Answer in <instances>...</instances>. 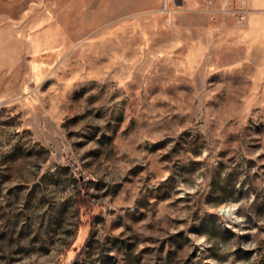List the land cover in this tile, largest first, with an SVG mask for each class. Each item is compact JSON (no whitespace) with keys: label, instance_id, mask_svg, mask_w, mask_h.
<instances>
[{"label":"rangeland","instance_id":"374dc122","mask_svg":"<svg viewBox=\"0 0 264 264\" xmlns=\"http://www.w3.org/2000/svg\"><path fill=\"white\" fill-rule=\"evenodd\" d=\"M166 3L0 0V264H264V9Z\"/></svg>","mask_w":264,"mask_h":264},{"label":"crops","instance_id":"0c3cea01","mask_svg":"<svg viewBox=\"0 0 264 264\" xmlns=\"http://www.w3.org/2000/svg\"><path fill=\"white\" fill-rule=\"evenodd\" d=\"M159 9H161L165 2H167V6L171 9L169 11L170 17L169 21H171V26L166 28L168 33V38L163 41V43L159 44V49H168L169 52L173 51V49H183L186 47V36L188 37V41H194L196 43L195 46L202 44L210 39H213L215 36V32L217 31V26L227 25V22H213L208 17L198 16L196 13L200 10V7H204L207 4L208 0H154ZM261 4L257 0H251L252 6L258 9H264V0ZM245 4V3H244ZM244 7L242 6L240 11H243ZM184 12L188 13V15L179 17L173 16V12ZM218 21V20H217ZM168 21L164 22L163 20L155 21L154 24L157 25H165L167 26ZM198 26V27H197ZM215 31V32H214ZM216 36H218L216 34ZM175 37L176 39H174ZM220 39V38H217ZM200 49H202V45H200Z\"/></svg>","mask_w":264,"mask_h":264},{"label":"built area","instance_id":"2783aa9c","mask_svg":"<svg viewBox=\"0 0 264 264\" xmlns=\"http://www.w3.org/2000/svg\"><path fill=\"white\" fill-rule=\"evenodd\" d=\"M166 9H167V8H166ZM167 10H168V9H167ZM238 16H239L240 19H244V17H245V12H244V11L239 12ZM168 23L171 25V21H169Z\"/></svg>","mask_w":264,"mask_h":264},{"label":"trees","instance_id":"16d2710c","mask_svg":"<svg viewBox=\"0 0 264 264\" xmlns=\"http://www.w3.org/2000/svg\"><path fill=\"white\" fill-rule=\"evenodd\" d=\"M79 203V206H86V204L84 202H81V200L78 202Z\"/></svg>","mask_w":264,"mask_h":264}]
</instances>
